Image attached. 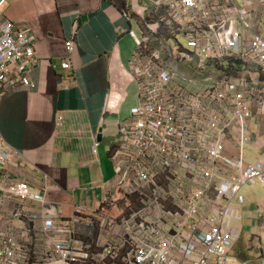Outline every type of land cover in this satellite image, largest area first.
Here are the masks:
<instances>
[{
    "label": "built area",
    "instance_id": "obj_1",
    "mask_svg": "<svg viewBox=\"0 0 264 264\" xmlns=\"http://www.w3.org/2000/svg\"><path fill=\"white\" fill-rule=\"evenodd\" d=\"M141 1L161 12L143 18L142 38L133 35L129 66L139 101L110 154L105 206L131 198L142 206L117 217L79 209L49 216L46 189L7 170L17 152L0 132V264L233 262L230 206L246 203L245 186L264 187V0ZM5 6L0 0V102L13 87H34L29 73L38 64L31 29L7 19ZM77 30L75 22L69 55ZM165 54L191 73L207 62L219 70L193 79L164 65ZM229 60L241 71L228 73ZM62 66L73 69L70 56Z\"/></svg>",
    "mask_w": 264,
    "mask_h": 264
},
{
    "label": "crops",
    "instance_id": "obj_2",
    "mask_svg": "<svg viewBox=\"0 0 264 264\" xmlns=\"http://www.w3.org/2000/svg\"><path fill=\"white\" fill-rule=\"evenodd\" d=\"M150 6L141 0H6V18L31 29L38 59L29 73L35 86L13 87L0 102V132L17 152L7 170L36 190L46 189L51 217H72L77 209L112 213L105 206L114 176L110 154L122 141L121 123L139 101L129 62L133 35L144 36ZM75 22L69 55L65 42ZM69 56L71 71L62 66ZM256 185L264 189L258 182L245 187ZM244 188L246 203L230 206L238 235L229 256L231 264H260L264 193L255 202ZM246 205L251 210L244 211Z\"/></svg>",
    "mask_w": 264,
    "mask_h": 264
},
{
    "label": "rangeland",
    "instance_id": "obj_3",
    "mask_svg": "<svg viewBox=\"0 0 264 264\" xmlns=\"http://www.w3.org/2000/svg\"><path fill=\"white\" fill-rule=\"evenodd\" d=\"M179 41L183 44H186L185 38L180 37ZM157 47H159V44L157 45ZM163 64L170 66V67H176L178 69V72L182 75H186L187 77L193 78V77H200L201 79L208 77V76H216L217 75V70H219L218 66L216 65V63L214 62H207L204 64L203 67H200V70L197 69V71L200 72H196L193 71L191 73L190 70H184V67H182L183 65L177 64L175 62H172L169 58L168 55H164V60H163ZM194 79V78H193ZM200 79V80H201ZM248 188H250L249 190H247ZM244 191L246 193V196L249 198H252L255 202L257 199L261 198V196L264 193V189H262L259 185H256L255 187H245ZM243 191V193H244ZM233 205V204H232ZM231 205V206H232ZM142 206V203L137 200L136 198H131L128 201L125 202H121L120 205L117 208H110L112 211V213H109L110 215L117 217V216H121V215H125L126 212L127 215H129L130 213L135 212V210L139 209ZM242 209L244 211L247 210H251V207H248L247 205L242 207ZM124 213V214H122ZM114 214V215H113ZM243 224L246 223L245 221L242 222Z\"/></svg>",
    "mask_w": 264,
    "mask_h": 264
},
{
    "label": "trees",
    "instance_id": "obj_4",
    "mask_svg": "<svg viewBox=\"0 0 264 264\" xmlns=\"http://www.w3.org/2000/svg\"><path fill=\"white\" fill-rule=\"evenodd\" d=\"M161 10L159 11H156L155 10V7L154 6H150L149 7V13L146 17V21H153L155 19H152V18H155L156 16H158L160 14ZM153 46H155L156 44H152ZM228 64L226 65V71L230 74H237L239 71H241V65H240V62L237 61V62H233L231 60L227 61ZM216 65L218 66V64L216 63ZM111 210V209H110ZM114 210V209H113ZM111 210V211H113ZM98 211H101V212H104L100 209H98ZM128 212H126L127 214ZM114 215V214H113Z\"/></svg>",
    "mask_w": 264,
    "mask_h": 264
},
{
    "label": "water",
    "instance_id": "obj_5",
    "mask_svg": "<svg viewBox=\"0 0 264 264\" xmlns=\"http://www.w3.org/2000/svg\"><path fill=\"white\" fill-rule=\"evenodd\" d=\"M86 20V16H81V18H80V21L79 22H84ZM100 138H98V140H99Z\"/></svg>",
    "mask_w": 264,
    "mask_h": 264
}]
</instances>
